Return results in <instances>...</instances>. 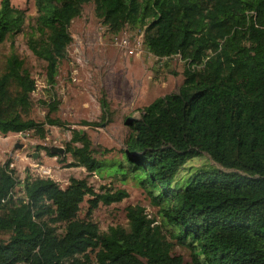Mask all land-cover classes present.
Wrapping results in <instances>:
<instances>
[{
  "label": "trees",
  "instance_id": "16d2710c",
  "mask_svg": "<svg viewBox=\"0 0 264 264\" xmlns=\"http://www.w3.org/2000/svg\"><path fill=\"white\" fill-rule=\"evenodd\" d=\"M10 2L0 0V44L24 24ZM87 4L113 38L128 27L142 33L157 61L183 62L178 91L125 120L130 136L120 161L97 160L89 136L78 131L64 149L68 167L136 182L160 222L127 207V228L102 233L93 211L122 202L124 191L97 194L86 179L70 178L61 188L27 176L19 196L7 162L0 164V233L8 235L0 264H184L176 245L188 249V264H264V0H35L45 39L29 49L51 86L72 43L70 25ZM35 89L12 51L0 70L2 136L32 132L42 140L44 124L62 126L49 115L43 123L30 119ZM57 105H46L49 114ZM100 105L105 117L104 97ZM203 154L220 169L188 167Z\"/></svg>",
  "mask_w": 264,
  "mask_h": 264
},
{
  "label": "rangeland",
  "instance_id": "374dc122",
  "mask_svg": "<svg viewBox=\"0 0 264 264\" xmlns=\"http://www.w3.org/2000/svg\"><path fill=\"white\" fill-rule=\"evenodd\" d=\"M10 3L23 13L24 24L20 33L0 44V70L10 53H16L36 84L31 95L30 119L43 123L49 115L51 120L62 125L44 124L46 138L42 140L32 132L0 134V164H13L19 182L17 194L21 195V182L27 176H38L43 168L49 171L45 178L53 180L61 188L68 185L70 178L86 179L97 194L109 190L110 193L124 191L128 195L120 203L99 205L93 211L91 219L102 233L109 227L127 228V207L140 206L149 217L160 222L158 208L151 204L146 192L136 182L127 179L123 183L120 176L89 175L83 168L68 167L72 163L69 154L50 157L41 148L64 150L71 140L72 131H78L89 136L98 153L95 156L97 160L103 163L120 161L125 141L130 136L125 120L139 119L141 110L155 99L176 93L183 81V62L178 58L166 65L157 61L144 49L142 33L128 27L116 38L127 40L130 49L137 50L132 55L124 54L116 46L114 35L108 33L95 17L93 5L87 4L70 25L72 43L67 48L66 59L59 65L56 83L51 86L47 81L45 64L29 49L30 44L45 39L37 22L35 0H11ZM103 97L108 105L105 117L100 105ZM53 102L58 103L57 110L49 114L46 105ZM61 158H66V161L60 162ZM188 167L220 169L205 154L196 157ZM88 199L85 198L80 206L79 219L85 218ZM7 239V234L0 233V243ZM173 254L181 256L184 264L190 261V253L185 247L174 246Z\"/></svg>",
  "mask_w": 264,
  "mask_h": 264
},
{
  "label": "built area",
  "instance_id": "2783aa9c",
  "mask_svg": "<svg viewBox=\"0 0 264 264\" xmlns=\"http://www.w3.org/2000/svg\"><path fill=\"white\" fill-rule=\"evenodd\" d=\"M113 40L115 41L116 46L122 52H124V54L132 55L134 53V51L137 50V49H130L129 42L127 40H118L116 37ZM9 168L14 169L13 164H10ZM38 173H39L38 176H34L32 178H45V177H48V175H49V171H47L43 168H41ZM92 176H95V175H92Z\"/></svg>",
  "mask_w": 264,
  "mask_h": 264
},
{
  "label": "water",
  "instance_id": "95a60500",
  "mask_svg": "<svg viewBox=\"0 0 264 264\" xmlns=\"http://www.w3.org/2000/svg\"><path fill=\"white\" fill-rule=\"evenodd\" d=\"M50 152L52 154H56V155H59L61 157H63V155H64V150L62 148L53 147L50 149ZM34 158H35V156H34Z\"/></svg>",
  "mask_w": 264,
  "mask_h": 264
}]
</instances>
